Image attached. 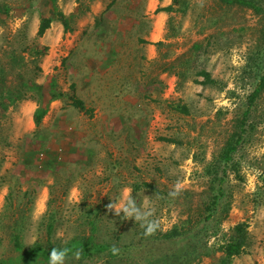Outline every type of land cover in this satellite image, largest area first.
<instances>
[{
  "label": "rangeland",
  "instance_id": "obj_1",
  "mask_svg": "<svg viewBox=\"0 0 264 264\" xmlns=\"http://www.w3.org/2000/svg\"><path fill=\"white\" fill-rule=\"evenodd\" d=\"M55 6L72 31L55 19L39 37ZM263 35V16L218 0H0V264H49L52 246L67 264H224L240 223L231 264H264V92L212 218L207 174L248 108ZM124 189L152 198L155 235L108 212Z\"/></svg>",
  "mask_w": 264,
  "mask_h": 264
},
{
  "label": "trees",
  "instance_id": "obj_2",
  "mask_svg": "<svg viewBox=\"0 0 264 264\" xmlns=\"http://www.w3.org/2000/svg\"><path fill=\"white\" fill-rule=\"evenodd\" d=\"M56 2V0H53ZM162 1V0H159ZM223 4L227 5H238L241 7L249 8L253 10L256 14L261 15L264 17V0H218ZM176 2V0H174ZM157 12H175V6L169 5L167 7H159L157 9ZM56 19V21L60 22L65 32H71V19L65 15L62 11L58 10L57 6L53 8V15L52 16H43L41 18L39 28L37 35L39 37H42L45 35L47 30L50 29L53 21ZM261 40L264 41V35L261 38ZM47 47H44L42 49V54H47ZM264 64V54H261L259 57V60L255 62V68L258 67V74L256 75V87L254 92L250 95L249 101H248V108L244 113V117L242 119H239L235 125L234 131L230 135L229 139L227 140V143L224 146V149L222 153L220 154L219 158L217 159L216 163L211 164L207 168V174L211 178L210 180V202H209V218H212L214 214L217 212L218 207L220 204H222L223 199L226 196V189L224 187L225 183V176H221L220 170H222L223 173L226 174V169L231 166L233 163V156L237 152L240 144L244 140V136L246 132L248 131L246 127L248 126V118L250 116V110L251 106L255 103L256 99L259 98L262 93L264 92V73H262V66ZM203 76H205V81L202 82V84H216L217 81L211 77L210 73L203 72ZM64 93H59L58 95H55L54 98L61 99L64 97ZM76 105L80 109H85V103L78 99L76 102ZM185 112L187 110L183 107L182 108ZM44 111L41 107L37 108L35 114H34V122L37 126L41 125V122L44 118ZM235 170V169H234ZM51 203L48 204V209L50 210ZM50 212V211H49ZM47 216H49V235L52 233L54 229V223L56 222V212H50ZM234 235L232 236V240L229 241L226 244L225 252L226 257L222 260L224 264H231L232 260L236 257L242 254V250L245 247L246 239L248 237V224L246 223H240L236 225L233 229ZM184 232L178 229H173L169 231L166 234H163V237L165 239L172 240L173 238L177 236H181ZM189 233H187V236ZM191 236V235H190ZM193 239V236L191 237ZM15 246L21 247V242L19 236L15 239ZM55 247H50L48 250L49 257L51 250ZM35 253L40 251L38 249L33 250ZM195 249L191 251V253H194ZM207 252V251H206ZM205 252V253H206Z\"/></svg>",
  "mask_w": 264,
  "mask_h": 264
},
{
  "label": "clouds",
  "instance_id": "obj_3",
  "mask_svg": "<svg viewBox=\"0 0 264 264\" xmlns=\"http://www.w3.org/2000/svg\"><path fill=\"white\" fill-rule=\"evenodd\" d=\"M182 191V185L178 182L168 193L170 198H176ZM129 189L122 190L120 197L116 201L111 199L107 205L108 212L120 216L123 213V219L135 220L140 227L144 229V235L150 237L155 235L161 229V221L156 216V208L151 203L152 198L143 196L142 203L138 204L136 199L131 196ZM113 254H117L119 249L113 246ZM81 252L74 253V257L79 259ZM69 250L67 248H53L49 255V264H67Z\"/></svg>",
  "mask_w": 264,
  "mask_h": 264
},
{
  "label": "crops",
  "instance_id": "obj_4",
  "mask_svg": "<svg viewBox=\"0 0 264 264\" xmlns=\"http://www.w3.org/2000/svg\"><path fill=\"white\" fill-rule=\"evenodd\" d=\"M238 260H241V261H243V259H240V258H239Z\"/></svg>",
  "mask_w": 264,
  "mask_h": 264
}]
</instances>
